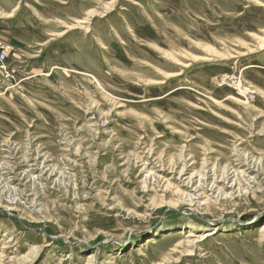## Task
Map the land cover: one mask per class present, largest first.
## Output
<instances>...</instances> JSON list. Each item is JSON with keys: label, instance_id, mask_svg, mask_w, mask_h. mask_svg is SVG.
Here are the masks:
<instances>
[{"label": "rangeland", "instance_id": "374dc122", "mask_svg": "<svg viewBox=\"0 0 264 264\" xmlns=\"http://www.w3.org/2000/svg\"><path fill=\"white\" fill-rule=\"evenodd\" d=\"M0 51V264H264V0H0Z\"/></svg>", "mask_w": 264, "mask_h": 264}, {"label": "built area", "instance_id": "2783aa9c", "mask_svg": "<svg viewBox=\"0 0 264 264\" xmlns=\"http://www.w3.org/2000/svg\"><path fill=\"white\" fill-rule=\"evenodd\" d=\"M6 58H7V51H0V64L5 63Z\"/></svg>", "mask_w": 264, "mask_h": 264}, {"label": "bare ground", "instance_id": "6f19581e", "mask_svg": "<svg viewBox=\"0 0 264 264\" xmlns=\"http://www.w3.org/2000/svg\"><path fill=\"white\" fill-rule=\"evenodd\" d=\"M192 236H193V234H189V235H188V237H192ZM188 237H186V238H188ZM90 259H92V258H90Z\"/></svg>", "mask_w": 264, "mask_h": 264}]
</instances>
